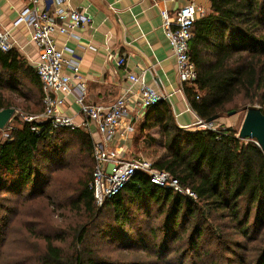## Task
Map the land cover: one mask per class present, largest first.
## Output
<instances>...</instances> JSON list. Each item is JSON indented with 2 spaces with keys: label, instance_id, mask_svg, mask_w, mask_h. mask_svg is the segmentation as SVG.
Returning a JSON list of instances; mask_svg holds the SVG:
<instances>
[{
  "label": "trees",
  "instance_id": "1",
  "mask_svg": "<svg viewBox=\"0 0 264 264\" xmlns=\"http://www.w3.org/2000/svg\"><path fill=\"white\" fill-rule=\"evenodd\" d=\"M210 3L192 27L189 54L198 76L194 85L183 86L185 97L202 121L229 114L237 104L256 106L264 114V0ZM0 72V87L5 86L3 74H24L40 95L38 112L44 110L39 78L13 48L0 51ZM5 108L17 110V105L0 96V110ZM11 121L16 126L4 138ZM11 121L0 130V259L4 234L19 214L13 197L47 196L40 159L57 162L55 133L74 135L96 166L95 145L79 132L53 131L47 123L20 117ZM155 127L161 130L164 153L153 168L170 173L195 197L159 187L137 173L98 208L90 179L76 200L90 223L68 241L40 235L44 248L28 264H264V235L256 236L264 227V153L255 140L241 139L223 126L217 131L180 128L166 100L149 109L141 126ZM58 161L65 166L64 159ZM243 204L247 211L242 215ZM104 214L109 218L105 229L92 235L90 224Z\"/></svg>",
  "mask_w": 264,
  "mask_h": 264
},
{
  "label": "crops",
  "instance_id": "2",
  "mask_svg": "<svg viewBox=\"0 0 264 264\" xmlns=\"http://www.w3.org/2000/svg\"><path fill=\"white\" fill-rule=\"evenodd\" d=\"M175 1L67 0L64 3L65 9L85 11L93 19L92 26L80 28L72 35L54 36L56 47L64 52V59L75 60L79 64L87 103L108 107L130 89L131 83L127 77L128 74H134L167 101L177 126L191 131L198 130L200 119L185 97L176 60L163 29L161 12L172 14L180 6L194 4L204 8L206 13L211 3L210 0ZM28 6L26 0H0V33L9 34L12 48L36 72L39 50L30 39V29L25 24H16L20 13ZM46 7L54 10L53 0H41L38 9ZM120 58L124 59V63L118 66ZM63 74L73 77L69 67L63 69ZM72 84L75 87L78 83L72 81ZM132 88L137 89V86ZM64 101V114L74 117L81 124L84 119L75 103V95L66 96ZM148 111L143 117L137 118L135 111L129 107L127 122L131 132L128 140L118 145L122 157L137 142L138 134L147 138L149 128L142 129L141 126ZM86 130L83 133L89 137ZM135 130L137 134L134 135ZM90 138L94 145L101 140L93 128Z\"/></svg>",
  "mask_w": 264,
  "mask_h": 264
},
{
  "label": "built area",
  "instance_id": "3",
  "mask_svg": "<svg viewBox=\"0 0 264 264\" xmlns=\"http://www.w3.org/2000/svg\"><path fill=\"white\" fill-rule=\"evenodd\" d=\"M26 1L30 6L23 9L16 24H25L30 29V39L39 50L35 71L43 90L44 110L25 117V120L47 123L53 131L70 129L80 132L87 129L90 136L93 128L99 133L101 140L94 146L96 166L89 186L94 194L95 205L101 207L106 199L118 194L137 173L146 175L159 187L195 197L189 189H183L170 173L153 168L152 163L144 159H124L122 152L118 150V145L127 141L131 132L127 122L129 107L135 111L137 118H141L147 110L164 100L162 95L141 77L128 74L130 89L124 91L111 105L101 107L87 103L79 64L75 60L64 59V52L56 47L54 36L72 35L80 28L90 27L93 24L92 17L82 10L65 9L63 5L67 0H53L55 9L52 11L47 7L38 9L41 0ZM204 14L205 9L194 4L180 6L172 14L161 12L163 29L175 57L182 85H194L197 80V70L189 54V42L195 21ZM9 38L8 33H0V51L3 53L12 49ZM123 63L124 59L120 58L117 65L121 66ZM65 67L71 69L73 77L63 74ZM72 81L78 84L74 87ZM133 86H137V89H133ZM68 95H75V103L85 122L79 124L74 117L64 114V99ZM198 126V130L219 129L215 122L202 120Z\"/></svg>",
  "mask_w": 264,
  "mask_h": 264
},
{
  "label": "rangeland",
  "instance_id": "4",
  "mask_svg": "<svg viewBox=\"0 0 264 264\" xmlns=\"http://www.w3.org/2000/svg\"><path fill=\"white\" fill-rule=\"evenodd\" d=\"M1 75V72H0ZM22 73L15 75L3 74L4 87H0V96L5 97L13 105H17V110L12 117L24 119L27 115H36L42 107L40 95L37 89L24 77ZM241 104H237L232 108V112L237 113L233 116L223 114V116L214 121L218 126H225L239 133L245 111ZM249 107V106H248ZM11 119V120H12ZM12 122V121H11ZM16 123L13 121L9 124L8 129L2 132V136L7 137V133ZM222 124V125H219ZM219 128V127H218ZM137 130V129H136ZM135 130V134H137ZM87 138L88 135L79 132ZM147 138L140 134L137 136V142L133 143L125 152L124 159H144L150 163L160 159L164 153L161 143L163 142L160 128L156 127L147 130ZM54 145L58 147L55 158L57 162L44 161L41 157L40 165L43 166L44 176L47 177L44 198L37 195L33 198L29 195L25 198L13 197L12 205L17 208L19 214L11 221L10 229L4 234L6 237L5 252L1 256L0 264H28L35 257V253L44 248V243L41 239H37L40 235L48 236H63L67 241L73 237L75 231L82 226L88 225V217L83 211L76 208V200L79 194L80 186L89 183L93 177V158L86 154L85 149H82L80 144L75 140V136L69 133L62 134L57 132ZM91 139V138H90ZM150 139H155L158 143H150ZM52 150V149H51ZM64 150V154L63 153ZM64 159L65 166H60ZM46 179V178H45ZM153 204V203H152ZM150 204L151 207H155ZM102 207V206H101ZM100 208V207H98ZM136 208V206L134 207ZM245 204H243L242 215L246 212ZM255 208L250 211V223L255 216ZM107 215L100 216L98 221L90 224V233L95 236L97 231L101 232L105 229L109 218ZM258 237L261 233L264 235V227L258 228ZM236 239L241 242L242 237L235 235ZM56 244H59L56 242ZM67 245V244H66ZM103 252H107L106 245L103 246ZM117 255L114 251L112 256Z\"/></svg>",
  "mask_w": 264,
  "mask_h": 264
},
{
  "label": "water",
  "instance_id": "5",
  "mask_svg": "<svg viewBox=\"0 0 264 264\" xmlns=\"http://www.w3.org/2000/svg\"><path fill=\"white\" fill-rule=\"evenodd\" d=\"M245 116L238 133V137L241 139L255 140L258 146L264 153V114L256 106H249L244 108ZM16 112L15 108H5L0 110V130H3ZM237 112L233 111L228 116H233ZM220 116H214L207 120L208 123L217 121Z\"/></svg>",
  "mask_w": 264,
  "mask_h": 264
}]
</instances>
